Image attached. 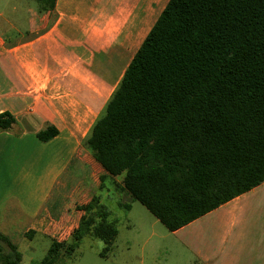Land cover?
Instances as JSON below:
<instances>
[{"label":"trees","instance_id":"16d2710c","mask_svg":"<svg viewBox=\"0 0 264 264\" xmlns=\"http://www.w3.org/2000/svg\"><path fill=\"white\" fill-rule=\"evenodd\" d=\"M14 124L0 114V132ZM82 147L103 172L98 193L75 201L76 228L49 239L38 264H67L85 237L107 256L118 235L101 203L107 179L168 232L264 183V0H168ZM20 261L0 235V264Z\"/></svg>","mask_w":264,"mask_h":264},{"label":"crops","instance_id":"0c3cea01","mask_svg":"<svg viewBox=\"0 0 264 264\" xmlns=\"http://www.w3.org/2000/svg\"><path fill=\"white\" fill-rule=\"evenodd\" d=\"M167 1L55 0L39 27L29 19L24 35L0 42V114L15 120L0 132V177L8 173L0 179V235L25 223L33 238H69L82 215L73 203L87 201L103 175L82 141ZM5 11L0 22L15 29ZM46 127L57 134L40 142ZM157 225L133 227L146 235L141 249L172 238L189 264H264V183L174 232Z\"/></svg>","mask_w":264,"mask_h":264},{"label":"rangeland","instance_id":"374dc122","mask_svg":"<svg viewBox=\"0 0 264 264\" xmlns=\"http://www.w3.org/2000/svg\"><path fill=\"white\" fill-rule=\"evenodd\" d=\"M5 10H10L13 13L6 14V16L14 22L15 27V29H12L7 24L0 22V42L8 44L18 39L20 35H24V31L28 29L29 19L34 20L36 26L39 27L42 15L50 12L51 9L48 6H43L41 0H0V12H7ZM18 32H21V34L19 35ZM105 71L106 67H103L101 74ZM7 176L6 171L1 174L0 179H2V182ZM97 182L92 187L94 193H98L99 182L98 184ZM116 184H120V178L107 181L106 189L101 193L102 204L111 213V221L117 222L119 231L111 251L107 253L105 258H101L99 254L102 251L103 244L92 237H85L67 264H189L190 256L188 252L180 248H174L172 238L168 239L165 242V247L159 250L151 251L149 246H146L144 250L141 249V244L146 235L141 238L136 237L132 231L133 227L139 228L153 222L155 219L140 203L133 202L130 197L123 194ZM92 188L90 189L91 192ZM79 203L80 201L73 203L74 207ZM126 204L129 205L128 210L123 208V205ZM72 210L74 211V208ZM71 224L72 220H69V225ZM67 225V223H63L62 227L65 229L70 228ZM157 226L162 228L161 225ZM24 228L25 223L11 224L1 231H4L7 240L15 246L17 252L21 255L19 264H38L47 254L50 247V238L35 236L28 240L24 238Z\"/></svg>","mask_w":264,"mask_h":264}]
</instances>
